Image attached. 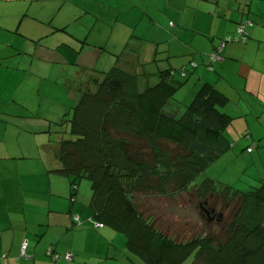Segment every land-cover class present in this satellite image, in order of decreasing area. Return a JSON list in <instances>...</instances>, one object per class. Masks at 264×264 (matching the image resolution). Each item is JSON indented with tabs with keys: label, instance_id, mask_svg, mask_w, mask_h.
Here are the masks:
<instances>
[{
	"label": "crops",
	"instance_id": "0c3cea01",
	"mask_svg": "<svg viewBox=\"0 0 264 264\" xmlns=\"http://www.w3.org/2000/svg\"><path fill=\"white\" fill-rule=\"evenodd\" d=\"M241 23H252L247 43L228 44L212 62ZM114 69L136 76L138 91L165 70L192 97L214 87L232 118L225 136L233 154L260 165L264 183V0H0V264H145L109 227L75 230L74 215L93 217L91 199L79 191L77 203L92 213L68 207L71 193L57 194L60 163L47 150L78 99L70 88L78 75ZM50 249L74 258L55 262Z\"/></svg>",
	"mask_w": 264,
	"mask_h": 264
},
{
	"label": "trees",
	"instance_id": "16d2710c",
	"mask_svg": "<svg viewBox=\"0 0 264 264\" xmlns=\"http://www.w3.org/2000/svg\"><path fill=\"white\" fill-rule=\"evenodd\" d=\"M248 39L247 31L245 41L228 44L243 45ZM174 74L161 71L157 84L141 92L137 77L119 69L87 75L84 82L75 80L70 88L78 93L76 107L59 124L60 135L61 126L69 125L74 139L58 142L61 167L54 172L69 179L72 204L77 202L80 181H90L94 215L89 220L125 235L129 252L145 264H182L191 255L194 264H264V183L246 192L229 186L217 191L218 185L208 178L194 186L201 215L223 225L219 237L188 239L183 233L190 230L184 227L175 240L163 221L157 226L158 204L144 205L147 197L161 207L178 198L185 203L183 194L231 148L225 131L232 118L219 110L226 102L224 95L205 85L183 109L174 97L184 83L175 81ZM215 195L225 205L236 203L227 221L222 213L206 214L214 210L209 199ZM161 211V216H168Z\"/></svg>",
	"mask_w": 264,
	"mask_h": 264
},
{
	"label": "rangeland",
	"instance_id": "374dc122",
	"mask_svg": "<svg viewBox=\"0 0 264 264\" xmlns=\"http://www.w3.org/2000/svg\"><path fill=\"white\" fill-rule=\"evenodd\" d=\"M130 50H133V46L130 48ZM67 68H69V67L67 66ZM148 68L150 71L153 72V66L148 67ZM148 68L146 69V73L149 72ZM182 70H184V69H181L177 72H179L181 74ZM188 73H189V71H188ZM179 76L180 75H178L177 78H181ZM191 76L192 75H190V77ZM190 77H189V79H190ZM79 78H81V79H79ZM88 78H90V77L83 74V75H78L77 80H78V82L79 81L84 82V81L88 80ZM143 79L145 82L148 83V86H153V85L157 84V82L159 80L158 76L155 77L153 75H148ZM140 80H141V78H140ZM142 80L140 81L141 84L139 85V88L141 86H144V84H142ZM77 84H79V83H77ZM190 90H191V88H188V86H186V87L184 86L183 88H181L178 91V93L174 97V100H176V103L178 102L179 105L181 106V108H183V109L188 107V105H190V103L194 99V97H192L193 95L190 93ZM139 91H140V89H139ZM75 94H76V96H78L77 92ZM43 96H44L43 102H46V100L48 99V95L43 94ZM76 103H77V101L72 102V107H71L72 109L70 108L69 110L66 111L67 112L66 114H69V116H67V118H70L71 114L74 111V108L76 107ZM65 130H66V128H63L61 126V132H62L60 135L61 140H63V139L64 140H73L74 137L72 135H70L69 132L67 134H65ZM53 135L58 136V134H56V133ZM48 144H49V146H48L47 150L50 152L51 157L54 156L53 159H51V163H52V161L55 163L57 161V159L55 158V153L59 147L58 141H55L54 143H48ZM235 149H236V147L230 148V150L228 152H226L218 161L214 162L205 172H203L198 177L196 182H194L192 184L190 190L183 194V197L186 200L185 203L180 201L181 198H178L179 201H176V199L173 201H166V203L161 207L162 204H160L155 198L152 199L151 197H147L146 201L143 200L144 205L147 204L150 207H151V201H152V203L158 204V206H157L158 209L156 210V216H160L159 218H161L160 219L161 221L159 220V222H158V218H157V220H156L157 226H160V224L163 221L164 223H162V224L168 225L167 229H168L169 233L172 236H174L175 240L177 237V235L175 237V234L183 233L180 230L184 227L185 228L187 227L190 230L188 233H183V234H186L185 237H188V239H191V237L197 236V235L204 236L205 234H214L216 237H219L220 235H222V226H223L222 224L217 222L214 219V217L213 218L210 217L208 219V217H206V216L203 217L201 215L200 207L198 206L199 203L197 202L198 199H196L195 192L192 189L194 188L195 185H199L200 182L205 178L212 179V180H214L215 184L219 185V186H217V191L220 190V187H226L229 185V187H231V188H234V189L242 191V192H246V191L250 190L251 188L244 187L245 183L249 184L252 187L260 186L259 184H261L262 181L258 178L259 177L258 170L261 168V166L260 165L250 166L249 165L250 163L247 159V156H245V154L242 153L241 151L238 154L239 157H236L233 154V151H235ZM51 169L53 170L54 166H51ZM59 179H60V186H58L59 190H58L57 194H60V196L62 198H66V197H64L63 194L67 192V194L69 195L72 192L73 187H71V185L69 184L70 181L66 177L60 175ZM256 180H257V182H256ZM230 184H232V185L230 186ZM79 190L81 191V194L83 195V199H84V196L85 197L87 196L89 198V200L92 198L91 183L89 180H87V179L81 180L80 184H79ZM84 201H86V200H84ZM189 201L191 203V206L185 205V204H188ZM66 202L68 204V207H69V205L72 204L69 202V199ZM73 205H75V206L76 205L77 206L83 205L81 207L84 210H87L90 213H92V210L88 209V206L84 202H79V203L76 202ZM235 205H236L235 202L230 204V205H225L224 202L217 199V195L212 196L209 199V208L215 210V215H219V214L221 215V213H222V215H224V218L226 221L230 217V215L232 214V212L235 208ZM142 206H143V204L139 205V208H141V209L144 208ZM161 209H163L167 213L168 216H166V215L161 216V213H162ZM83 221H84V223L81 226H78L75 228L76 231H80V230L87 228V227L89 228V226H85L86 223H87V225H91L93 227V224L89 219L86 220L87 222L85 220H83ZM180 235H181V237L184 236L182 234H180ZM194 261H195L194 255H191L182 264H194Z\"/></svg>",
	"mask_w": 264,
	"mask_h": 264
},
{
	"label": "built area",
	"instance_id": "2783aa9c",
	"mask_svg": "<svg viewBox=\"0 0 264 264\" xmlns=\"http://www.w3.org/2000/svg\"><path fill=\"white\" fill-rule=\"evenodd\" d=\"M249 25L251 26L252 23L240 25L238 27V29H237V34L238 35L235 38H232L231 36L227 37L225 39V41L221 43L217 53L212 55L211 61L212 62H218V61H222L223 60L222 52H223L224 48L227 46L228 43H232L233 41L234 42L245 41V34L247 32V26H249ZM253 149H254L253 147H250L247 150V153H252ZM74 221L77 223V226H81L82 222L80 221L79 216H76L74 218ZM93 227L95 229H102L104 227V225L102 223L95 222V223H93ZM27 248H28L27 242L23 243V245L21 247V257H25L26 256ZM48 254L54 258L55 262H60L62 259H65V260L70 262L74 258L72 253H67L64 256H61V255H58V254L54 255V253H53V251L51 249L49 250Z\"/></svg>",
	"mask_w": 264,
	"mask_h": 264
},
{
	"label": "water",
	"instance_id": "95a60500",
	"mask_svg": "<svg viewBox=\"0 0 264 264\" xmlns=\"http://www.w3.org/2000/svg\"><path fill=\"white\" fill-rule=\"evenodd\" d=\"M214 210H211V211H208V210H206V214L208 215V216H211V214H214ZM213 218V217H212Z\"/></svg>",
	"mask_w": 264,
	"mask_h": 264
}]
</instances>
